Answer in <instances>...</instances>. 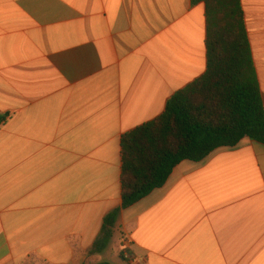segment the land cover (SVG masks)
<instances>
[{
	"label": "crops",
	"instance_id": "crops-1",
	"mask_svg": "<svg viewBox=\"0 0 264 264\" xmlns=\"http://www.w3.org/2000/svg\"><path fill=\"white\" fill-rule=\"evenodd\" d=\"M264 104V0H241ZM193 0H0V264H264V144L244 139L121 211L122 136L207 68ZM114 253V254H113Z\"/></svg>",
	"mask_w": 264,
	"mask_h": 264
},
{
	"label": "trees",
	"instance_id": "trees-1",
	"mask_svg": "<svg viewBox=\"0 0 264 264\" xmlns=\"http://www.w3.org/2000/svg\"><path fill=\"white\" fill-rule=\"evenodd\" d=\"M206 11L207 68L157 119L121 139L122 206L105 219L89 255L102 253L121 211L161 188L185 160L201 162L244 139L264 144V104L241 0H193ZM7 120L0 115V126Z\"/></svg>",
	"mask_w": 264,
	"mask_h": 264
},
{
	"label": "built area",
	"instance_id": "built-area-1",
	"mask_svg": "<svg viewBox=\"0 0 264 264\" xmlns=\"http://www.w3.org/2000/svg\"><path fill=\"white\" fill-rule=\"evenodd\" d=\"M125 260H127L130 264H143L141 262H139L136 258H134L133 256H131L128 252L125 251Z\"/></svg>",
	"mask_w": 264,
	"mask_h": 264
},
{
	"label": "rangeland",
	"instance_id": "rangeland-1",
	"mask_svg": "<svg viewBox=\"0 0 264 264\" xmlns=\"http://www.w3.org/2000/svg\"><path fill=\"white\" fill-rule=\"evenodd\" d=\"M114 254V253H113ZM110 261V264H117V258L113 259V258H110L109 259Z\"/></svg>",
	"mask_w": 264,
	"mask_h": 264
}]
</instances>
